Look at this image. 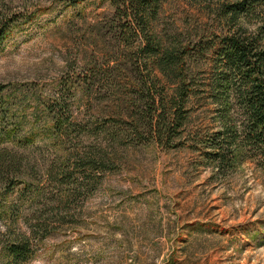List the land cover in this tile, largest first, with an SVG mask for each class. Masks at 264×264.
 Returning <instances> with one entry per match:
<instances>
[{"label": "rangeland", "instance_id": "1", "mask_svg": "<svg viewBox=\"0 0 264 264\" xmlns=\"http://www.w3.org/2000/svg\"><path fill=\"white\" fill-rule=\"evenodd\" d=\"M214 3L160 0L152 20L196 69L191 132L166 148L131 129L138 80L163 73L139 61L111 0H0L15 17L0 45V147L22 155L0 160V263L10 223L32 236L29 223L46 222L22 264H264V170L244 160L221 177L195 150L194 136L212 127L201 84L212 56L196 43L218 25ZM109 142L111 168H77L75 148Z\"/></svg>", "mask_w": 264, "mask_h": 264}, {"label": "trees", "instance_id": "2", "mask_svg": "<svg viewBox=\"0 0 264 264\" xmlns=\"http://www.w3.org/2000/svg\"><path fill=\"white\" fill-rule=\"evenodd\" d=\"M111 1L117 16L130 27L138 42L139 61L148 60L144 62L151 63L154 72L157 69L163 73L138 80L141 91H137L139 96L126 113L132 120L136 140L143 144L156 142L166 148L182 145L178 140L191 132L187 118L196 84L189 73L196 70L195 64L189 63V53L182 51L175 40H164L155 33L152 20L160 0ZM214 7L218 25L211 31L210 42L203 44L207 36L202 35L196 43L200 54L212 56V73L201 83L213 105L212 127L194 136L195 150L203 151L202 156L221 177L235 171L244 160L264 170V0H215ZM14 18L5 14L0 4V45ZM132 41V37L126 38L128 50L133 49ZM60 120L55 115V131ZM31 139L26 136L18 140L25 144ZM112 146L109 142L99 148L79 147L71 155L76 162H82L77 165L84 170L82 173L109 169L116 158ZM17 155L13 148L0 147V160L22 158ZM14 176L19 178L20 174ZM20 182L23 181L17 185ZM18 188L21 194L19 185ZM2 214L10 215L8 211ZM29 224L32 236L13 233L12 224L7 226L11 240L5 244L6 258L0 264H22L29 258L32 239L48 232L46 222Z\"/></svg>", "mask_w": 264, "mask_h": 264}, {"label": "clouds", "instance_id": "3", "mask_svg": "<svg viewBox=\"0 0 264 264\" xmlns=\"http://www.w3.org/2000/svg\"><path fill=\"white\" fill-rule=\"evenodd\" d=\"M75 250V249H74Z\"/></svg>", "mask_w": 264, "mask_h": 264}]
</instances>
